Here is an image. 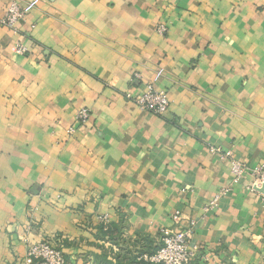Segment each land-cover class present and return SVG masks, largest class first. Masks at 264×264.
Here are the masks:
<instances>
[{
	"label": "crops",
	"instance_id": "obj_1",
	"mask_svg": "<svg viewBox=\"0 0 264 264\" xmlns=\"http://www.w3.org/2000/svg\"><path fill=\"white\" fill-rule=\"evenodd\" d=\"M12 1L27 0H0V19ZM158 70L163 117L127 98ZM211 148L264 165V0H40L18 34L0 25V264L52 235L83 255L101 228L188 220L212 258L264 264V200Z\"/></svg>",
	"mask_w": 264,
	"mask_h": 264
},
{
	"label": "built area",
	"instance_id": "obj_2",
	"mask_svg": "<svg viewBox=\"0 0 264 264\" xmlns=\"http://www.w3.org/2000/svg\"><path fill=\"white\" fill-rule=\"evenodd\" d=\"M39 2L40 0H27L24 4H21L18 1H12L4 16L0 19V25L18 34L20 22L38 6ZM157 32L159 34L165 33L166 27L160 25ZM27 52L28 49L22 43H17L15 46L16 54L25 55ZM162 74L163 71L158 70L152 83L145 84L139 94L135 96L127 94V98L131 99L141 111L160 117L165 116L169 108L167 92L158 91L154 87V84L161 78ZM135 80L139 81L140 76L135 75ZM89 116L87 109H81L76 115V120L78 122H86ZM210 151L229 162L233 184L245 182L246 190L258 194L264 200V165L249 167L245 163L234 159L229 151L223 152L218 148H211ZM229 192L230 189L228 188L221 190L204 206L203 211L208 212L215 209L218 206L219 199L226 196ZM101 221L103 226L106 227L107 217H102ZM172 221L179 226L181 216L179 214L174 215ZM195 230L196 222L194 220H188L186 226L178 227L174 231L160 230L159 247L156 253L149 258V261L155 264H191L194 260H200V258L207 256V253L193 243ZM59 243L58 239H54L29 246V251L25 257L26 264H71L65 260L62 252L55 248V245Z\"/></svg>",
	"mask_w": 264,
	"mask_h": 264
},
{
	"label": "rangeland",
	"instance_id": "obj_3",
	"mask_svg": "<svg viewBox=\"0 0 264 264\" xmlns=\"http://www.w3.org/2000/svg\"><path fill=\"white\" fill-rule=\"evenodd\" d=\"M168 230V229H161ZM115 242L107 240L95 239L96 242H93L92 247L95 248V253L88 254H71L68 252L71 248V242H66V239L58 235H52L49 238L38 241L43 242L46 240L58 239L59 244L55 245V248L59 249L65 260L69 261L71 264H137L138 261L142 260L148 262L149 256L146 252H151V250H156L159 247L160 242V231L154 238L149 236L137 235L135 238H131L125 233H122L119 236H116ZM131 238V239H130ZM38 242L31 243L26 247L25 255L22 258L20 264H26V255L29 251V246L37 244ZM82 242H79L77 248L81 249ZM75 247V246H74ZM156 253V252H155ZM70 254V255H69ZM150 262V261H149ZM230 264V261L226 258H221L213 254V258L210 255H207L203 258H200L198 264ZM155 264V263H154Z\"/></svg>",
	"mask_w": 264,
	"mask_h": 264
},
{
	"label": "trees",
	"instance_id": "obj_4",
	"mask_svg": "<svg viewBox=\"0 0 264 264\" xmlns=\"http://www.w3.org/2000/svg\"><path fill=\"white\" fill-rule=\"evenodd\" d=\"M101 231H102V235L103 236H107L108 238V240L109 241H111V242H115V236H119V235H117V234H114L112 231H109L108 230V228L106 229V230H104L103 228H101L100 229ZM109 231V232H108ZM117 238V237H116ZM157 251V249L156 250H151V252H146L147 254H149V256H151V255H154L155 254V252ZM143 258H141L139 261H138V263L137 264H154V263H152V262H146V261H144V260H142ZM198 261L199 260H194L191 264H198Z\"/></svg>",
	"mask_w": 264,
	"mask_h": 264
}]
</instances>
